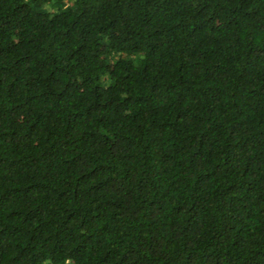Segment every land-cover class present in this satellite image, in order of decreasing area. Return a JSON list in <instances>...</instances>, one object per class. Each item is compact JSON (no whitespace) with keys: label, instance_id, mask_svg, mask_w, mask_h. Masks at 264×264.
<instances>
[{"label":"trees","instance_id":"trees-1","mask_svg":"<svg viewBox=\"0 0 264 264\" xmlns=\"http://www.w3.org/2000/svg\"><path fill=\"white\" fill-rule=\"evenodd\" d=\"M0 240H264V0H0ZM0 264H264V241H0Z\"/></svg>","mask_w":264,"mask_h":264}]
</instances>
